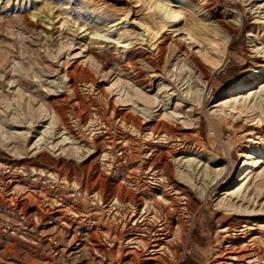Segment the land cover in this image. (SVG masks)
Segmentation results:
<instances>
[{"label":"rangeland","instance_id":"rangeland-1","mask_svg":"<svg viewBox=\"0 0 264 264\" xmlns=\"http://www.w3.org/2000/svg\"><path fill=\"white\" fill-rule=\"evenodd\" d=\"M153 1L0 0V264H61L28 226L31 210L42 221L64 212L116 264L129 242L109 210L133 198L171 233L188 227L176 264H219L241 246L252 251L241 264H264L263 160L222 195L242 178V153H264V109L251 108L264 103V0H164L176 19L160 31ZM143 24L159 37L150 42ZM217 38L228 40L226 60L213 71L199 52ZM237 88L258 92L217 106ZM247 221L259 225L250 235Z\"/></svg>","mask_w":264,"mask_h":264},{"label":"bare ground","instance_id":"bare-ground-1","mask_svg":"<svg viewBox=\"0 0 264 264\" xmlns=\"http://www.w3.org/2000/svg\"><path fill=\"white\" fill-rule=\"evenodd\" d=\"M165 1L164 0H154L153 1V8L155 10V15L158 18V26H159L158 31L165 28L164 27L166 25V24L164 25L165 22L166 23H171V22L174 23L175 19H176L175 16L171 13L170 9L168 8L169 6L167 5V3ZM167 2H168V0H167ZM141 27H143V31L145 32V34H146V36L150 42L156 40L159 37L158 35L160 33L156 32V31L153 32L155 29L151 30L152 27L150 28L146 24H143ZM182 39H184V41L186 43V47L188 49H190L193 44L197 43V41L193 38L192 35L190 36L189 33H186L182 37ZM227 43H228V40H226L224 38H217V39H212L209 41L206 40V45L203 47V50H202V47L200 46V49L202 52H199V55H200L201 59L205 63H207L213 71L218 69L226 60ZM261 83L263 85L259 88L258 91H261V88L264 90V81ZM203 87L206 88V86H203ZM202 90H203V88L200 91L202 92ZM258 91L257 90L255 91L252 89H247V88H237L235 90H228L225 93L223 100L220 101L217 106L226 105V104H229L230 106H234L235 104L239 103L240 100L245 102L249 98H254ZM204 92L206 93L207 89H205ZM136 97L138 99H142V97H140V96L139 97L136 96ZM251 108L252 109L257 108V109L263 110L264 109V103H261L260 105L258 103L256 105L254 102V105H252ZM254 120H256L255 125H257V126H259L262 123L260 118L255 117ZM66 139H68V138H66ZM64 140L65 139H63L61 141H64ZM255 156H257V157H255ZM241 158L244 160V165H245V169L241 173L242 178L240 180H238L233 187H230V188L224 190L223 194H222L224 196H233L235 193L239 192L243 188V186L247 183V179L253 173V170H251V169L256 165V163L260 162L258 160H261V162L263 160V162H264V153H261V152L255 153V151H250V152L247 151V152L242 153ZM2 167H5V166H2ZM229 170L230 169H228L227 166H222V167L218 168L216 171H219L220 174L223 173V175H227ZM205 178H206V176H205ZM18 182H19V180H13L12 177H9V180H7V182L5 184L8 188H14L13 186L14 185L17 186ZM25 184H27V183H25ZM23 186H24V184H23ZM20 187H22V186H20ZM16 188L17 187H15V189ZM18 189H19V185H18ZM18 189H16L15 191H17ZM152 192H153V190H152ZM85 193H86V191H85ZM94 193H93V195H94ZM25 194H27V193H25ZM15 195H16V193H15ZM28 195L29 194H27V196ZM178 195H181V197H182V194L179 191H178ZM9 196H8V198H9ZM95 196H98L101 198V195L98 193H96ZM13 197L11 195L10 199H12ZM151 197H150V199H151ZM155 197H154L155 199L162 201L163 203H167L169 201V200H164L163 196L156 194V193H155ZM133 199H131V200L133 201ZM176 199H174V200H176ZM186 199H187V197H186ZM4 201H5V199H4ZM7 201H9V199ZM115 201L116 202L114 204H112L111 209L109 210L110 211L109 214L112 215V219H114V221H115L113 223V228L117 232L122 233L124 235L123 240H128V242H129L128 245L127 244L122 245L121 248H119V252L121 253V256H120L121 258L117 261L116 264H158L157 263L158 261H163L165 263L164 258H168V257L173 258V259H177L174 263V264H176L178 259H179L177 249L182 248V254H184L186 247H187L186 241H187V239H189L188 234H187L188 227H187V229L184 230V228H183L184 225L181 227L179 226L180 224L174 225V227H171L172 228L171 231H173L171 233L168 226H167L168 223L166 222L165 218L161 217V215H160L162 212L159 214L160 216L158 214L156 215L154 213L155 210H154L153 204L149 203L150 204L149 205L148 203L143 202V205L145 206V208H143V210L141 212L137 213L136 211H138V208L141 206V204L136 205L132 201H124V200L119 201L117 199H115ZM142 201H145V200L142 199ZM8 203H10V202H8ZM21 203H23V201ZM22 205H21V207H23ZM16 206H18V205H16ZM107 207H108V205H105V208H107ZM35 209H36V207H35ZM158 209H159V207H158ZM21 210L19 212L22 213ZM37 210H39V208ZM13 211H15V210H13ZM31 211H32L33 215L28 220H26V222L27 221L31 222V223H29L28 226L30 227L32 232L34 231V229H36L37 231L39 230L38 231L39 234L36 233L37 231L35 232V234H36L35 236H38V238L36 239V237H35L34 240L36 239L38 241H43L44 242L43 244L45 246L43 250H46V251L48 250L47 252L50 251V253H54V256H56V258L60 261L61 264H94V260H96V262L97 261L100 262L101 264H110L111 260L107 261V257L105 256V252L102 250V246L100 245V240L96 241L95 239H93L95 236L92 235L90 230H84L83 231V230H80L78 228L77 224H76V226H75V224L72 225L66 219L64 212H63V214L57 213L56 215H53L52 217L49 216L50 218L48 217L47 219H45L46 221L45 220L42 221V218L38 217L39 215L36 213L35 210H31ZM58 211H60V209H58ZM32 213L30 212V214H32ZM20 217H23V216H20ZM24 218L25 217H23V219ZM18 219H20V218H18ZM168 220H170V219H168ZM179 220H181V219H179ZM16 221L18 223V220H16ZM172 221H173V219H172ZM183 222H185V221H183ZM170 223H171V220H170ZM177 224H178V222H177ZM251 224L252 223L250 221H247L246 224H244L245 225L244 226L245 231L248 230V231H246L247 233L250 232V230L256 229V228L252 227ZM171 225H173V224L171 223ZM254 225L257 226V223L256 224L254 223ZM36 226H38V227L40 226V227L37 229ZM17 227H19V226H17ZM44 227L48 228V230L49 229L53 230L51 232L52 234H46L45 236H41V234L44 233V230H42ZM0 229H2V227ZM41 230H42V232H41ZM46 230H45V232H46ZM258 230H260V229H258ZM56 231L61 233L64 236L63 244L61 243L62 238L61 239L56 238L57 237ZM54 232H56L55 233L56 235L54 234ZM16 233H18V232H16ZM244 236H245V234H244ZM246 236H247V234H246ZM253 236H255V235H253ZM233 238H235V237H233ZM253 238L255 239V237H253ZM248 239H249V236H248ZM34 240H33V242H34ZM239 243H241V242L239 241ZM84 249H86L87 251L85 252ZM251 252L252 251L247 246H245V247L241 246V247H237V248H232V247L225 248V253H224L223 257H221V262L219 264H241L242 262H244V260H246L248 263H250V262H252Z\"/></svg>","mask_w":264,"mask_h":264}]
</instances>
